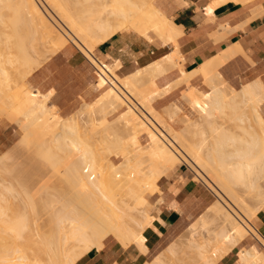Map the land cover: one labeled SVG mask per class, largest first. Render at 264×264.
Here are the masks:
<instances>
[{"label": "bare ground", "instance_id": "obj_1", "mask_svg": "<svg viewBox=\"0 0 264 264\" xmlns=\"http://www.w3.org/2000/svg\"><path fill=\"white\" fill-rule=\"evenodd\" d=\"M226 1L214 0L206 9L212 13L216 5ZM1 5L14 11V16H10L13 30L0 32V115L19 125L23 136L34 145V154L46 166L48 164V169L61 171L66 180L63 184H68L69 187H65L70 190L68 193L63 188L66 194L63 191V195L56 197L53 191H48L54 196L51 198L44 190L41 194L42 188L38 189L40 194L36 191L39 194L36 199L42 206L40 211L39 202L36 203L28 192L29 186L23 194H15L11 190L15 185L10 188L2 180L0 264H76L92 247L100 249L108 236H113L122 247L133 245L140 253L147 254L144 231L152 225L155 214L148 213L150 203L144 192L147 189L151 193L155 191L158 179L178 163H190L195 169L193 179L212 186L216 201L197 218L202 225L210 223L212 227L204 234L191 222L182 237L143 264H167L163 261L169 258L170 264H185L192 256L194 264H217L248 235L254 236L264 250V238L250 223L264 207V184L259 181L264 174V118L259 112L264 101V87L260 80H251L235 90L217 70L221 63L239 51L237 46L188 72L182 69V63L179 64L181 57L175 48L145 67L119 77L116 73L119 61L107 65L93 55L101 42L117 32L129 27L148 41L157 39L161 45L174 43L176 46L180 30L154 6L153 0H0V8ZM21 26L26 29L21 31ZM69 42L78 47L94 67V84L101 93L93 103L86 104V110L76 113L77 116L63 118L57 113V107L49 104L53 91L43 93L32 89L25 80ZM174 67H179L180 77L165 88L158 87L156 77ZM196 77L203 79L209 86L208 91L191 85ZM182 85L187 87L181 91V98L188 104L191 115L184 116L185 119L177 118L183 123L179 128L175 120L180 106L171 103L162 111L155 108L153 102ZM102 107L111 113L122 109L114 118L116 125L106 127L109 135L104 140L112 146L113 141L108 138L116 137L115 148L119 152L115 151L114 155L121 159L118 164L104 160L107 159L104 151L108 144L103 148L104 154L90 145L92 137L87 136L90 130L85 133L86 128L80 122L85 123V116L93 115ZM247 109L259 126V149H256L255 140L252 145H244L235 135L234 128L244 121ZM228 113L234 116L233 122L237 121L232 125L233 132L229 124L224 127L217 121L218 125L211 126L219 114ZM202 123L203 127L207 123L211 126L209 132L207 130L210 139L204 135ZM83 127L85 130L82 131ZM121 129L126 132L124 137H119ZM140 135L146 136L145 145L140 143ZM206 137L211 141L209 144ZM105 161L109 165H105ZM8 168L0 156V170L5 172ZM46 169L43 170L45 173ZM5 176L11 178L12 174ZM237 184L247 195L235 189ZM9 199H15L10 202L16 203L13 205ZM36 208L40 212H36ZM8 209L13 212L9 213ZM197 236L200 243L194 244ZM263 250L258 249L256 243L241 247L236 250L235 263L264 264ZM181 253L190 255L184 263ZM184 257L186 260V255Z\"/></svg>", "mask_w": 264, "mask_h": 264}, {"label": "crops", "instance_id": "obj_2", "mask_svg": "<svg viewBox=\"0 0 264 264\" xmlns=\"http://www.w3.org/2000/svg\"><path fill=\"white\" fill-rule=\"evenodd\" d=\"M212 1L153 0L154 6L180 30L176 46L174 43L161 45L157 39L148 41L126 28L101 42L95 49V57L101 58L107 65L119 61L120 67L116 73L124 77L164 57L175 48L181 57L179 64L182 63V69L188 72L237 46L239 51L217 68L222 78L236 89L244 83L259 80L264 87V0H228L214 6L212 13H209L206 8ZM92 68L89 61L80 58L75 49L67 45L35 70L29 80L34 88L43 93L53 91L49 100L52 104L66 107L71 97L91 77ZM168 69L156 77L160 88L167 87L180 77L179 67L171 68L170 71ZM202 84L201 77L191 81L194 87ZM185 87L182 85L173 89L153 104L162 108L175 102ZM259 109L264 118V101ZM6 131L7 127L0 122V135ZM6 140H10L9 135H5L2 142ZM157 187L158 190L149 196L152 205L149 214H155V219L144 231L147 254L140 253L133 245L122 247L114 237L108 236L102 242L103 247H92L76 264H143L148 261L147 257L152 250L177 235L183 223L196 217L209 199L204 187L191 181L182 165L162 175L157 181ZM252 224L264 238V208L256 214ZM255 241L257 243L254 236L248 235L217 264H235L233 254H236V250L249 247Z\"/></svg>", "mask_w": 264, "mask_h": 264}, {"label": "rangeland", "instance_id": "obj_3", "mask_svg": "<svg viewBox=\"0 0 264 264\" xmlns=\"http://www.w3.org/2000/svg\"><path fill=\"white\" fill-rule=\"evenodd\" d=\"M9 4V3H8ZM10 7H11V5H9ZM7 8H9V7H7ZM2 10V11H1ZM5 10V11H4ZM7 10H8V12H9V14H10V12H11V14L9 15L8 13H7ZM4 11V12H3ZM6 12V13H5ZM14 12V11H13ZM12 12V10L10 9H6L5 8V6H3L2 7V5H1V8H0V26H1V28H0V32L1 33H3V30H6V31H4V32H9V31H7V30H13V27H12V25H11V22L10 21H12V17L14 16V13ZM6 14H7V16H6ZM10 16H12V17H10ZM5 17V18H4ZM10 17V18H9ZM10 25V26H9ZM2 26H3V28H5V29H3L2 28ZM22 28L21 29H23V30H21V31H24V29H26V28H24V26H21ZM2 29V30H1ZM18 29H19V31H20V26L18 27ZM18 29H17V31H18ZM126 29V28H125ZM128 29H130L129 27H128ZM131 30H133L134 31V29H131ZM11 33V32H10ZM154 36V35H153ZM155 37V36H154ZM156 38V37H155ZM35 42V41H34ZM36 43H38V42H36ZM32 44L35 46V43H33L32 42ZM34 46H32V48L34 47ZM37 46V45H36ZM35 46V47H36ZM68 46H71V47H73L74 49H75V51H76V53L78 54V56L80 57V58H83V59H85V61H88L83 55H82V53L79 51V49H78V47H76L73 43H71V42H69V44H68ZM96 49V48H95ZM95 49L93 50V55L94 56H96L95 55ZM33 50V49H32ZM31 50V51H32ZM55 55V54H54ZM54 55H52V56H54ZM51 56V57H52ZM50 57V58H51ZM49 59V58H48ZM47 59V60H48ZM46 60V61H47ZM99 60H102L101 58H99ZM45 61V62H46ZM44 62V63H45ZM90 63V62H89ZM93 67V66H92ZM93 69V72H92V75H91V77L83 84V85H81V87H80V89H79V91H77V93L75 94V95H73L72 97H71V100L70 101H68V103L66 104V107H58V106H56L57 107V113L61 116V117H63V118H69V117H72V116H74L75 117V115H76V113H78V112H80V110L82 109V110H86V104H91V103H93L96 99H97V97L100 95V93H101V91H98V90H95V88H94V81H95V77H94V75H95V73H94V71H95V69H94V67L92 68ZM26 84L29 86V87H31L32 89H34V87L31 85V83H30V80H29V77H27L26 78ZM227 83V82H226ZM205 84V82H203V84L201 85V86H199V87H197V86H195V87H197L198 89H200L201 91H208L209 90V86H206V84ZM228 84V83H227ZM229 85V84H228ZM231 86V85H230ZM187 87V86H186ZM233 89H235V90H238V89H236V88H234L233 86H231ZM186 89V88H185ZM185 89H183V90H185ZM182 90V91H183ZM2 94V93H1ZM51 103V102H50ZM49 103V104H50ZM173 103H177L179 106H180V108H181V111H180V113H178V117H176V120H175V122H176V126H178L179 128H181V127H183V123H182V121H180L181 119H177V118H183V119H185L186 117H184V116H190L191 114H190V108H189V106H188V104H186V102H184L183 100H182V98H181V93H180V96H179V98L175 101V102H173ZM52 104V103H51ZM169 105H171V103L169 104ZM169 105H167V106H165L166 108H168V106ZM155 106V108H157V109H162V111L164 110V107H162V108H158L156 105H154ZM79 109V110H78ZM260 110V109H259ZM77 111V112H76ZM122 111V109L121 108H119L117 111H115V112H113V113H111L110 112V110L109 109H107V108H104V107H102V108H99V109H97L96 110V112L93 114V115H87V116H85V123L84 122H82V121H80L81 123H82V125L84 124V127L86 128V130H85V128L83 127V128H81L82 129V131L83 130H85V133H88V130H90V133H88L87 134V136L89 135L90 137H92V138H90V145H92V147H95L96 149H99L102 153H103V148L105 149V148H107V145H105V144H108V141H107V143L104 141L105 140V137H106V139H107V136L109 135V132H107V128L106 127H109V126H115L116 125V122H115V120H114V118H116L118 115H119V112H121ZM245 112H246V118L244 119V121L243 122H239V124L240 125H237V126H235L236 128H234V130H235V135L239 138V141L241 140V142L244 144V145H246V144H250V145H252V143H253V141L255 140L256 142H257V146H256V149H259V148H261V144H260V132H259V126H258V124H257V122L252 118V113H250L249 114V112H251L250 110H245ZM261 113V112H260ZM181 114V115H180ZM78 115V114H77ZM76 115V116H77ZM179 115H180V117H179ZM216 115H218V114H216ZM220 115V117H216V122H214L211 126H216V125H218L219 123L218 122H221L220 123V125L221 124H223V126L225 125H227V124H229V125H231L230 126V130L233 132V129H232V125H233V123L235 124L236 122H233V120H235V118H234V116L232 117V115L231 114H219ZM93 118V122L91 121L92 119L91 118ZM91 120H90V119ZM89 119V120H88ZM89 122H88V121ZM0 121H1V123H2V125L3 126H6L7 127V131H6V133H4V135H0V156L4 159V161H5V163L10 167V169L8 168V171L9 170H11V171H5V172H3L2 170H0V171H2L1 173H0V186H1V188H0V191H4L3 190V185H2V183H4L3 181H6L5 183L6 184H8L9 186H10V188L12 187V186H14L13 188H11V190L13 191H11L12 193H17V192H19L20 194H23V192L22 191H27V189H25V188H27L28 186V192H30L31 194H32V196H33V198H34V200H36L37 201V199L36 198H38L39 196V194H40V192H41V194H43L42 192H43V190L45 191L44 193H49V192H51V191H53L52 193L53 194H55V197H56V195H63V191H64V193L66 194V192H65V190L64 189H67L66 191H68V190H70V189H68V187H69V185L68 184H63V183H66L65 181L66 180H64V177L62 178V173H61V171H59V173L58 172H56L53 168H49L48 169V164H47V166H46V164H45V162H43V160L41 161L40 159V157L39 156H37L36 154H34V152H33V148H34V145L31 143V141H29L27 138H25L23 135H24V132L20 129V127H19V125L17 124V123H15V122H11L10 120H8L4 115H0ZM218 121V122H217ZM80 123V124H81ZM232 123V124H231ZM86 124H88V126L86 125ZM92 124V125H91ZM206 124V123H205ZM205 124H204V126H205ZM94 125V126H93ZM228 125V126H229ZM87 126V127H86ZM90 126V127H89ZM93 126V127H92ZM119 126H120V123H119ZM202 127H203V123H202V125H201ZM211 126H209V124L207 123V126L206 127H203V131H206V132H204V135H206L207 134V137L209 138V130H210V127ZM224 126V127H225ZM234 126V125H233ZM89 127V128H88ZM202 127H201V129H202ZM18 128V129H17ZM91 128V129H90ZM97 129V131L96 132H94L96 129ZM207 128V129H206ZM209 128V129H208ZM95 129V130H94ZM103 129V131L101 132V130ZM204 129H206V130H204ZM122 130V131H121ZM121 130H119L118 131V133L120 134H118L119 135V137L121 136V137H124L125 135H126V132L123 130V129H121ZM207 130H208V132H207ZM21 131V132H20ZM105 132V133H104ZM236 132H237V134H236ZM101 133L103 134L102 136H101ZM22 134V135H21ZM5 135L6 136H10V140H6L4 143L2 142V140H4L5 139ZM203 135V136H204ZM95 136V137H94ZM99 136V137H98ZM113 137V136H112ZM206 137V143L207 144H209L211 141L208 139ZM100 138H103V139H100ZM108 139H110L111 141H113L111 144H112V146H114V147H112L111 145H109L108 146V149L110 148V146L113 148V149H111L110 148V150L108 151V149H107V151H106V149H105V151H104V153H105V156L102 154V156H104V157H106L107 159H104V160H107V162L108 163H114V164H118V163H120V158L118 157V156H115L114 154H115V151H118V150H116L117 149V147L115 148V146H117V144L116 143H118L117 142V140H116V137H114V138H111V137H109ZM102 140H103V142H102ZM110 140H109V142H110ZM139 141H140V143L141 144H143V145H145L146 143H147V138H146V136L145 135H140L139 136ZM208 141V142H207ZM99 142H100V144H99ZM98 145H100V146H104V147H100V146H98ZM102 143V144H101ZM97 146L98 147H100V148H97ZM91 147V148H92ZM102 148V149H101ZM119 148V147H118ZM93 150H95V149H93ZM98 150V151H99ZM32 151V152H31ZM97 151V150H96ZM99 151V152H100ZM31 152V153H30ZM119 152V151H118ZM117 152V153H118ZM32 154H33V158H32ZM31 155V156H30ZM36 155V156H35ZM117 155V154H116ZM143 156H146V155H143ZM32 158V159H31ZM30 160V161H29ZM35 160H36V162H35ZM41 162H40V161ZM34 164H33V163ZM40 162V163H39ZM106 162V161H105ZM105 163V165L106 164H108V163ZM28 163V164H27ZM32 163V164H31ZM104 163V162H103ZM17 164V165H16ZM30 164V165H29ZM39 164V165H38ZM42 164V165H41ZM189 165H187V164H185V163H178L176 166H178V165H182L183 167H184V169H186V171H187V173H188V175H189V177L191 178V181H193V182H195V183H198L199 185H202L203 187H204V189L206 190V192L209 194V199H208V202H207V204H206V206L204 207V209L198 214V215H196V217H194L193 219H191L190 221H187L186 223H183V225L179 228V233L177 234V235H175V236H173L172 238H170V239H168V240H165V241H163V243L159 246V247H157V248H155L154 250H152L151 251V253L148 255V260H150V259H152L156 254H158L160 251H162V250H164L170 243H172V242H174V241H177L176 239H178L180 236L182 237L183 236V234H185V229H186V227L192 222L193 224H194V226L200 231V232H202V233H206V232H208V230L209 229H211V227H212V225L210 224V223H208V224H204V225H202L201 224V222L197 219L198 218V216L199 215H201L202 213H204L205 212V210L207 209V207L208 206H210L213 202H215L216 201V195L214 194V191H212V186L210 185V184H207V183H204V182H202L201 180H196V179H193V176H194V171H195V169H194V167L190 164V163H188ZM34 165V166H33ZM109 165V164H108ZM15 168H14V167ZM25 166V167H24ZM175 166V167H176ZM24 167V168H23ZM28 167V168H27ZM35 169H34V168ZM39 167H41V168H44V169H46V173H45V171H43L44 169H41L40 168V170H39ZM175 167H173V168H175ZM172 168V169H173ZM15 169V170H14ZM30 169V170H29ZM33 169V170H32ZM53 169V170H52ZM25 170V171H24ZM38 170V171H37ZM14 171H15V174L17 175H15L14 174ZM22 171V172H21ZM52 171V172H51ZM56 172V173H55ZM4 173V174H3ZM32 175H31V174ZM45 173V174H44ZM51 173V174H50ZM58 173V174H57ZM61 173V174H60ZM2 174V175H1ZM6 174H8V175H10V177H11V174H12V179H14L15 180V178H17L16 180H15V184H14V180L13 181H11V178H8L9 176H5ZM47 174H48V176H47ZM24 175V176H23ZM26 175H27V177H26ZM29 175V176H28ZM33 175L36 177V179L33 177ZM59 175H60V178H59ZM39 178H38V177ZM54 176V177H53ZM56 176V177H55ZM6 178V180H5V178ZM24 177V178H23ZM4 178V179H3ZM31 178H32V181H30L31 180ZM43 178V179H42ZM25 179V180H24ZM27 179V180H26ZM39 179V180H38ZM48 179V180H47ZM50 179V180H49ZM64 180L63 182H62V180ZM3 180V181H2ZM17 180H22L21 181V183H19V182H17ZM60 180V181H59ZM8 181H10V182H8ZM45 181V182H44ZM48 181L49 182H51V183H48ZM259 181L260 182H262L263 184H264V174H261V177H259ZM13 182V183H12ZM27 182H29V183H27ZM63 184V186L61 185V183ZM22 183H24V185H26V187L25 186H22L23 184ZM26 183V184H25ZM46 183H48V185H49V187H48V185L46 184ZM57 183V184H56ZM6 184H4V185H6ZM43 184V185H42ZM58 186V187H56V185ZM40 185H41V187H40ZM55 185V186H54ZM68 186L67 188L65 187V186ZM16 186H18L19 188H17ZM36 186V187H35ZM54 186V187H53ZM38 187V188H37ZM48 189L47 191H46V188ZM51 187H53V189H51ZM40 188H42L41 190H40V192H38V189H40ZM64 188V189H63ZM32 191H31V190ZM58 189V190H57ZM60 189V190H59ZM235 189L239 192V193H242V194H246L247 195V193L245 192V190L241 187V185H235ZM21 190V191H20ZM34 190V191H33ZM39 193V194H36L37 192ZM49 191V192H48ZM57 191V192H56ZM61 191V192H60ZM6 192V191H5ZM10 192V193H11ZM22 192V193H21ZM33 192H34V194H33ZM59 192V193H58ZM154 192V191H153ZM152 192V193H153ZM10 193L9 192H7V194L8 195H10ZM12 193H11V196H12ZM51 193V194H52ZM68 193H69V191H68ZM151 192H150V190H145V192H144V196H145V198H147V200H148V202L150 203V199H149V196L152 194ZM6 194V193H5ZM14 194V195H15ZM36 194V195H35ZM50 194V193H49ZM48 194V195H49ZM50 194V195H51ZM47 195V194H46ZM34 196H36V197H34ZM52 197H54V196H52L51 195V198ZM51 198H49V199H51ZM10 200H15V199H9V202H10ZM52 200V199H51ZM54 200H55V198H54ZM17 201V200H16ZM39 201H37L36 203H38ZM8 203V202H7ZM10 203H12V202H10ZM14 203H16V202H14ZM14 203H12L13 205H14ZM18 203H20V202H18ZM56 203V202H55ZM39 204V209H40V211H41V208H42V206H40V202L38 203ZM226 204V203H225ZM10 206H12V207H14L13 205H11V204H9ZM18 205H20L21 206V204H18ZM41 205H42V203H41ZM55 205V204H54ZM9 206V208H11ZM38 206V205H37ZM59 206V204L58 203H56V205H55V207H58ZM228 206V205H227ZM16 207H17V205H16ZM15 207V208H16ZM150 208H152V205H151V203H150V206H149ZM149 207H148V209H147V211H148V213H149ZM38 208V207H37ZM35 209V211L37 210L38 212H40L39 211V209ZM262 208H264V207H262ZM261 208V209H262ZM260 209V210H261ZM16 210V209H15ZM44 210H46V209H44ZM44 210H43V212H44ZM36 211V212H37ZM8 212L10 213V212H13V210L11 211V209L9 210L8 209ZM123 215H125L124 213H123ZM44 218V217H43ZM125 218H126V215H125ZM255 218V217H254ZM254 218L253 219H251V224L253 223V220H254ZM127 220V219H126ZM45 228L46 227H44L42 230H45ZM135 230L137 231L138 230V228H137V226H135ZM184 232V233H183ZM111 237H113V236H111ZM193 243L194 244H199L200 243V238H199V236H197V238H195V240L193 241ZM255 243H256V241H255ZM70 246V245H69ZM256 246H257V248L258 249H261V250H263V248L258 244V243H256ZM241 248V247H240ZM245 248V247H244ZM192 249H194V248H192ZM238 250V249H237ZM264 251V250H263ZM179 251H178V255H179ZM236 253V252H235ZM39 254V253H38ZM182 255H183V257H181V258H183L182 259V262L184 263L185 261H187V258H189L190 257V255H189V257H187L188 255L187 254H185V253H181ZM180 254V255H181ZM162 255V254H161ZM186 255V260H184V256ZM40 257H41V255H39ZM163 256V255H162ZM233 256H234V260H236V254H233ZM163 257H165V259L167 258L166 256H163ZM163 257H161V260H162V258ZM45 258V257H44ZM190 258H191V260H190ZM189 258V260L187 261V262H185V264L187 263H189V264H194V262H192V260H193V256L192 257H190ZM195 259L194 260H196V257H194ZM164 259V258H163ZM170 259V260H169ZM169 259H167V260H169V261H167V260H164L163 262L165 263V262H167V264L170 262V261H172L171 260V258H169ZM184 260V261H183ZM44 261H46L45 259H44ZM191 261V262H190ZM176 264V262H173V264ZM166 264V263H165ZM170 264V263H169ZM179 264H182V263H179ZM236 264V263H235Z\"/></svg>", "mask_w": 264, "mask_h": 264}]
</instances>
